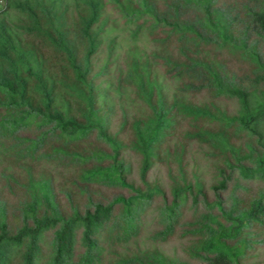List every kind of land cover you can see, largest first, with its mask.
<instances>
[{
    "label": "trees",
    "instance_id": "trees-1",
    "mask_svg": "<svg viewBox=\"0 0 264 264\" xmlns=\"http://www.w3.org/2000/svg\"><path fill=\"white\" fill-rule=\"evenodd\" d=\"M0 201V264H264V0H9Z\"/></svg>",
    "mask_w": 264,
    "mask_h": 264
},
{
    "label": "rangeland",
    "instance_id": "rangeland-1",
    "mask_svg": "<svg viewBox=\"0 0 264 264\" xmlns=\"http://www.w3.org/2000/svg\"><path fill=\"white\" fill-rule=\"evenodd\" d=\"M115 10L113 9V7H110L109 8V14L111 15H115ZM17 18H19L16 14H14V16H12V20L13 21H17ZM117 33L119 32L120 34V38H119V42L121 44H123V48H125L127 46V44L130 42V38L128 39V34L127 33H124L122 31H116ZM142 44L145 45V42L144 40L141 41ZM121 47V45H120ZM122 50V49H121ZM120 50V51H121ZM233 108V107H232ZM136 161L134 157H132V161H131V164L133 166V173H132V176H130V180H132L133 178H136L137 177V172H136V163L134 162ZM151 178H153V176H150ZM24 199L20 200L18 202V205L21 206L24 204ZM1 202V201H0ZM4 205V204H3ZM13 208L16 210V206H17V201L16 202H13ZM17 206V207H19ZM18 210V209H17ZM183 245H185V242L183 243V240H174L166 245H163L162 246V249L168 254L170 255L172 258H175L176 260H178V263L180 264H200L196 261H193V260H188L185 258V255L182 251V247ZM264 253V251L262 252Z\"/></svg>",
    "mask_w": 264,
    "mask_h": 264
},
{
    "label": "built area",
    "instance_id": "built-area-1",
    "mask_svg": "<svg viewBox=\"0 0 264 264\" xmlns=\"http://www.w3.org/2000/svg\"><path fill=\"white\" fill-rule=\"evenodd\" d=\"M7 0H0V10L5 7Z\"/></svg>",
    "mask_w": 264,
    "mask_h": 264
},
{
    "label": "clouds",
    "instance_id": "clouds-1",
    "mask_svg": "<svg viewBox=\"0 0 264 264\" xmlns=\"http://www.w3.org/2000/svg\"><path fill=\"white\" fill-rule=\"evenodd\" d=\"M8 3H9V0H7V1H6V5H5V7H4V8H2L0 11H3V10H5V9L7 8V6H8Z\"/></svg>",
    "mask_w": 264,
    "mask_h": 264
}]
</instances>
